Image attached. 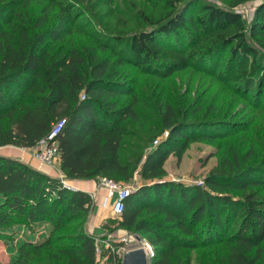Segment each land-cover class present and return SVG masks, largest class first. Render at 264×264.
Wrapping results in <instances>:
<instances>
[{"label":"trees","instance_id":"obj_1","mask_svg":"<svg viewBox=\"0 0 264 264\" xmlns=\"http://www.w3.org/2000/svg\"><path fill=\"white\" fill-rule=\"evenodd\" d=\"M114 1L78 3L97 17L131 18L134 30L106 33L77 18L68 0H0V148H32L63 118L56 141L66 179L126 183L139 175L141 184L113 220L145 234L150 264H190L181 253L195 249L205 253L200 264H264V198L258 196L264 166L242 167L253 149L222 160L200 185L170 179L164 163L171 154L180 162L190 142L226 132L189 134L180 110L164 103L153 111L121 77L125 65L158 78L207 66L244 98L264 95V2L247 23L236 8L251 0H227L230 9L160 0L151 12ZM72 30L92 45L79 48L66 39ZM161 36L182 38L185 47L167 45ZM92 204L89 193L0 155V238L18 224L31 231L51 226L41 241L22 243L12 261L0 264H98L100 241L85 229ZM148 212L159 219L142 216ZM113 249L116 244L101 249V256L120 264Z\"/></svg>","mask_w":264,"mask_h":264},{"label":"rangeland","instance_id":"obj_2","mask_svg":"<svg viewBox=\"0 0 264 264\" xmlns=\"http://www.w3.org/2000/svg\"><path fill=\"white\" fill-rule=\"evenodd\" d=\"M224 9H230L227 0H200ZM74 4L77 18L86 17L93 26L112 33L114 31H131L136 25L131 23V18L126 20L105 14L97 17L87 10L84 3L78 0H68ZM118 6L128 5L137 11L149 12L160 0H115ZM264 0H251L236 8L247 23L250 22L255 7ZM183 4L179 5L182 6ZM151 12V11H150ZM155 16L160 12V6L152 10ZM100 19V24L97 20ZM72 29L71 24H69ZM150 29V27H148ZM79 48L87 49L92 41L84 34L72 30L65 36ZM161 42L180 49L184 46V40L175 37L161 36ZM185 47V46H184ZM106 55V53H105ZM207 66L204 69L186 68L173 72L166 78H158L137 68L125 65L121 69L122 78L133 85L138 96L148 100L153 111L161 110L164 103H171L176 110H180L182 120L189 126V134H222L212 140L204 139L199 142H190L180 162L171 154L164 163L167 177L172 180H180L185 184H194L202 180L207 172L220 164L224 159L232 160L233 154L243 155L251 147L254 156L242 163V167L264 166V95L249 96L244 98L241 93L231 89L223 82L218 74L209 72ZM129 97L125 98L128 101ZM156 116V115H155ZM157 117V116H156ZM228 128H235L229 131ZM231 131V130H230ZM160 136H158L159 139ZM154 144V140L152 142ZM57 164L55 162L53 165ZM130 187L136 186L138 179L132 178L126 182ZM248 187L247 190H251ZM264 198V192L259 193ZM93 209L89 211L85 229L88 231V223L92 217ZM150 220H157L159 216L152 212L142 215ZM114 215L104 219L101 227H96L95 234L100 241L101 249L107 248L106 243L115 246L114 253L118 257L138 246L148 243L142 232H135L117 227ZM104 225L105 228L102 226ZM51 226L45 224L36 231H31L24 225H15L7 230L8 236L0 238V261L3 263L12 261L18 247L24 242H36L45 238ZM89 232V231H88ZM104 245V246H103ZM190 257V264H200L205 259V253L201 250H186L181 253V258ZM209 257L208 252L206 258ZM106 256H100L98 264H113L106 260Z\"/></svg>","mask_w":264,"mask_h":264},{"label":"built area","instance_id":"obj_3","mask_svg":"<svg viewBox=\"0 0 264 264\" xmlns=\"http://www.w3.org/2000/svg\"><path fill=\"white\" fill-rule=\"evenodd\" d=\"M65 125V119L56 120L47 135L39 140L37 144L29 148L32 156L36 159L37 162L41 165H53L58 161L59 151H58V143L56 141L57 136L62 131ZM164 136H167V133H164ZM157 139L154 140V144L157 143ZM63 182V180H62ZM195 184H202V180H197L193 182ZM98 186L105 189L106 193L103 200V206L108 205L110 207V211L112 215L119 216L124 207V199L130 194V192L135 189L138 185L134 187H130L127 183L121 181H115L113 179L101 178L98 181ZM92 197V195H91ZM97 244V242H96ZM107 248H109V244L106 243ZM144 246L148 253L153 255V250L148 243H144ZM96 253L100 258L101 249L98 245H96Z\"/></svg>","mask_w":264,"mask_h":264},{"label":"crops","instance_id":"obj_4","mask_svg":"<svg viewBox=\"0 0 264 264\" xmlns=\"http://www.w3.org/2000/svg\"><path fill=\"white\" fill-rule=\"evenodd\" d=\"M0 155L20 159L24 163L47 174L50 177L63 180V183L68 187L76 190H82L92 195L93 214L88 223V231L90 234L96 236L94 229H96V227H101L103 220L112 215L110 207L108 205L103 206V200L106 191L104 188L98 186V181L101 179V177L92 179H66L59 169V160L55 165H41L32 156L30 149L19 148L15 146H4L0 148ZM170 156L168 158H170ZM133 178L138 179V183L136 185L139 186L141 184L139 175L135 173Z\"/></svg>","mask_w":264,"mask_h":264},{"label":"water","instance_id":"obj_5","mask_svg":"<svg viewBox=\"0 0 264 264\" xmlns=\"http://www.w3.org/2000/svg\"><path fill=\"white\" fill-rule=\"evenodd\" d=\"M152 255L147 252L144 244L134 249L126 251L122 257L120 264H150Z\"/></svg>","mask_w":264,"mask_h":264}]
</instances>
